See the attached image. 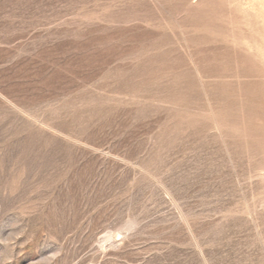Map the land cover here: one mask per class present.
Masks as SVG:
<instances>
[{"label":"rangeland","instance_id":"1","mask_svg":"<svg viewBox=\"0 0 264 264\" xmlns=\"http://www.w3.org/2000/svg\"><path fill=\"white\" fill-rule=\"evenodd\" d=\"M0 264H264V0H0Z\"/></svg>","mask_w":264,"mask_h":264}]
</instances>
